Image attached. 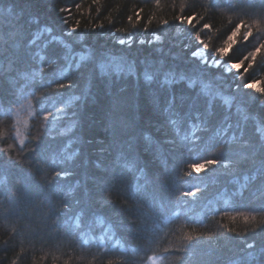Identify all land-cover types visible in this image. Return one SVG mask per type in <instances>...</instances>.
<instances>
[{
    "label": "trees",
    "instance_id": "trees-1",
    "mask_svg": "<svg viewBox=\"0 0 264 264\" xmlns=\"http://www.w3.org/2000/svg\"><path fill=\"white\" fill-rule=\"evenodd\" d=\"M77 2L0 0V39L10 54L27 57L12 68L0 60V149L10 148L15 157L23 141L30 154L39 136L49 171L76 170L64 192L20 205L11 216L3 194L11 186L19 197L21 181L0 171V264H240L242 241L259 240L264 221V202L251 187L234 194L249 169L188 174L193 163L220 158L222 151L235 159L246 142L264 141V94L245 86L256 79L264 87V49L248 73L227 68L241 61L247 68L251 60L244 58L264 43V0H211L213 9L208 0H79V10ZM68 6L71 14H61ZM180 16L196 18L189 25ZM241 19L244 27L221 57L218 49L227 47ZM205 23L212 27L204 29ZM11 29L19 39L8 40ZM197 33L209 45L207 64L193 56L204 51ZM154 97L163 99L154 103ZM196 97L198 110L190 109ZM118 102L133 123L125 138L142 133L138 150L123 155L103 150ZM236 103L243 104L239 110ZM205 110L215 121L202 118ZM84 137L92 143L84 145ZM85 152L90 174L106 172L111 186L96 189L98 202L81 212L79 193L68 189L84 179L79 164ZM188 190L197 195L185 196ZM65 201L72 205L67 215Z\"/></svg>",
    "mask_w": 264,
    "mask_h": 264
},
{
    "label": "snow or ice",
    "instance_id": "snow-or-ice-1",
    "mask_svg": "<svg viewBox=\"0 0 264 264\" xmlns=\"http://www.w3.org/2000/svg\"><path fill=\"white\" fill-rule=\"evenodd\" d=\"M100 0H94V3H99ZM157 5H159L160 0H156ZM77 10L80 9L81 4L79 0L74 4ZM200 7H204L203 4ZM208 8L213 9L211 7V0H208ZM61 14H71L72 7H62L59 8ZM143 9H140L142 12ZM140 12H137L136 18L139 21L142 19L140 16ZM195 16H180L177 19L183 23L187 21L189 25L192 24V21L195 19ZM132 17H129L131 20ZM257 24L262 21L259 19H255ZM78 23V22H77ZM149 24L152 23L151 20L148 21ZM164 25H168L169 21L164 20ZM99 27H103L100 25ZM212 26L210 24L205 23L203 25L204 29H209ZM244 27V21L241 19L240 24L236 26L235 30L228 37V45L226 48L218 49V53L221 57L225 56L229 49L233 46V41L236 40L238 35L241 32V28ZM246 35L251 37L253 35L251 31V26H249V30ZM8 40H16L20 38V32L16 29H11L7 33ZM155 39L159 41L161 39L160 36H156ZM195 40L198 44L204 49V51H195L193 53L194 57H199L205 61L207 64L208 57L206 53L209 51V45L200 39L199 33H197ZM7 40L0 39V60H5L8 63V67L12 68L13 65H19L24 63L27 59L26 56H14V54H10L8 50L5 48V44ZM121 44H124L125 41L121 40ZM262 49H264V43L260 44L255 51L250 52L248 56H246L245 60H251V63L248 64L247 68L244 67L243 61L239 63L228 64V70H233L236 72L241 71L243 69L244 73H248L249 70H252L254 64L256 63V55ZM216 66H219V61L216 62ZM149 80L152 79L151 76L147 77ZM262 83L259 80L252 79L245 86L250 89H254L259 94H264V87H258V84ZM60 88H64V84H59ZM3 95V93H0ZM163 98L154 97V103H160ZM228 103L235 102V98L233 101H227ZM200 103L198 97L194 98L192 104L189 106L190 109H197V105ZM237 104L238 110L239 106L243 104ZM176 105L175 97L172 98V102L169 105L170 109L174 108ZM49 115L51 113L49 112ZM203 119L207 120L209 123L215 121V115L205 110V112L201 113ZM44 119L47 120L48 116H44ZM133 129V123L131 120L126 119L125 116L121 112V107L119 102L113 106V113L108 123V135L110 137V143L103 150L105 152L116 151L119 154L123 155L125 153H133L137 151L138 142L142 139V133L137 135H126L125 134L131 132ZM144 139H147L146 137ZM235 139V137H233ZM43 140L42 137L36 138L35 147L30 150V154H24V142L21 141V150L16 156L11 155V149L5 148L0 149V171L8 175H14L18 180L21 181V185L19 188V197L11 191V186L8 188V192L4 195V207L7 209V215L11 216L13 214H18L15 212V209L20 205H31L36 200H43L47 202L52 199L57 192H64V181L67 179L69 175L75 174V169L62 168L60 170L51 169L49 171L46 168L47 160L45 158V153L47 151V146L44 145L42 148H38L39 142ZM83 144H91V139H86L84 137ZM152 151L154 153L160 152V147L158 144L149 141ZM192 147V145H189ZM215 147V145H213ZM225 151L231 152V149L226 148ZM227 160L228 164H224L223 162ZM25 162L29 163L28 168H24ZM247 166L250 174L244 176V183L240 185V188L237 193L238 195H243L246 189L251 187L252 195L256 196L262 202H264V141L259 143L246 142L242 149L236 154V158L232 159L230 155H226L224 151L221 152L220 158L215 159H205L204 163H193L190 165L192 172L188 175L192 177L194 174H200L202 172L206 173L210 167L214 168H231L233 170H239L240 168ZM79 168L83 174L84 179L82 181H77L75 185H73L69 191H76L79 193L78 198L75 200V204L79 206L80 211L83 212L85 210H90L96 201V189H100L102 193L107 191V188L111 186V176L106 172L103 175H98L95 173L90 174V156L83 154L80 159ZM96 168L99 169L100 165L96 164ZM185 196L195 197L197 193L192 190H188L184 193ZM105 203L107 202V198L105 195L100 198ZM65 207V215L68 214V211L72 207L67 201L64 202ZM2 210V209H0ZM264 211V207L260 209ZM79 219L78 217L76 218ZM235 219V217H232ZM244 219L247 221L250 217L245 216ZM251 219H255V217H251ZM79 227V223L77 224ZM227 228V225H225ZM229 232H235V229H228ZM202 236V234H201ZM189 241H192L194 238L192 235L187 237ZM199 239V237H197ZM243 248L242 252L246 253V256H242L240 258V264H264V221L261 222L260 226V239L257 240L253 238L251 242L248 239H244L242 241ZM253 250V251H249ZM230 264H237L236 261H230Z\"/></svg>",
    "mask_w": 264,
    "mask_h": 264
},
{
    "label": "rangeland",
    "instance_id": "rangeland-1",
    "mask_svg": "<svg viewBox=\"0 0 264 264\" xmlns=\"http://www.w3.org/2000/svg\"><path fill=\"white\" fill-rule=\"evenodd\" d=\"M22 110H20V112H18V127H20V124H22L21 128L22 130L19 133H22V131L24 130L25 126H26V120H22L23 118L20 116ZM21 118V119H20ZM21 122V123H20ZM20 123V124H19ZM19 129V128H18ZM20 130V129H19ZM21 137V136H20Z\"/></svg>",
    "mask_w": 264,
    "mask_h": 264
}]
</instances>
